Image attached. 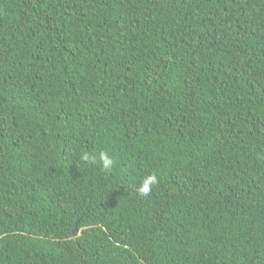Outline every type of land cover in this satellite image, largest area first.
Here are the masks:
<instances>
[{
	"label": "trees",
	"instance_id": "obj_1",
	"mask_svg": "<svg viewBox=\"0 0 264 264\" xmlns=\"http://www.w3.org/2000/svg\"><path fill=\"white\" fill-rule=\"evenodd\" d=\"M0 264H264V0H0Z\"/></svg>",
	"mask_w": 264,
	"mask_h": 264
},
{
	"label": "clouds",
	"instance_id": "obj_2",
	"mask_svg": "<svg viewBox=\"0 0 264 264\" xmlns=\"http://www.w3.org/2000/svg\"><path fill=\"white\" fill-rule=\"evenodd\" d=\"M80 159L88 165L99 163L104 171L111 170L115 163L114 158L104 150L98 152L83 151L80 154ZM158 183L159 177L153 172L143 178L139 185L138 192L143 196H147L151 192L152 187Z\"/></svg>",
	"mask_w": 264,
	"mask_h": 264
}]
</instances>
